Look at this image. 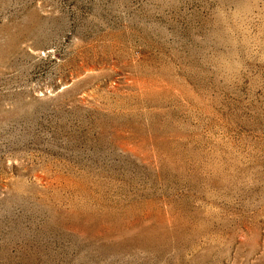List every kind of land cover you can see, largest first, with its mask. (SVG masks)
I'll use <instances>...</instances> for the list:
<instances>
[{
	"label": "rangeland",
	"instance_id": "rangeland-1",
	"mask_svg": "<svg viewBox=\"0 0 264 264\" xmlns=\"http://www.w3.org/2000/svg\"><path fill=\"white\" fill-rule=\"evenodd\" d=\"M0 264H264V0H0Z\"/></svg>",
	"mask_w": 264,
	"mask_h": 264
}]
</instances>
